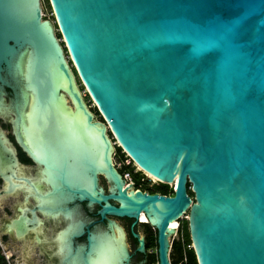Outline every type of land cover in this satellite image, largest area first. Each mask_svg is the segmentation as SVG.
Returning <instances> with one entry per match:
<instances>
[{
    "label": "water",
    "instance_id": "95a60500",
    "mask_svg": "<svg viewBox=\"0 0 264 264\" xmlns=\"http://www.w3.org/2000/svg\"><path fill=\"white\" fill-rule=\"evenodd\" d=\"M48 1L61 38L41 0H0V114L13 115L19 142L20 132L43 166L40 181L52 186L38 203L55 215L63 201L97 203L107 220L70 247L82 229L75 211L65 212L58 253L73 250L69 264H131L123 229L107 216L134 226L146 223L143 214L156 231V264H171L169 223L188 210L197 264H264V0ZM71 67L103 122L87 110ZM107 128L145 174L174 185L171 195L125 183ZM5 160L18 165L0 131V170ZM13 224L22 236V221ZM133 237L143 253V237Z\"/></svg>",
    "mask_w": 264,
    "mask_h": 264
},
{
    "label": "flooded vegetation",
    "instance_id": "af4514ba",
    "mask_svg": "<svg viewBox=\"0 0 264 264\" xmlns=\"http://www.w3.org/2000/svg\"><path fill=\"white\" fill-rule=\"evenodd\" d=\"M61 44L63 45L62 42ZM71 69L73 71V67H71ZM74 75L75 78H77L75 72ZM82 91L84 90H81V94L86 102L87 97ZM12 98V90L4 87L3 99L4 101H8L6 104H9ZM67 98H69V96ZM88 109L93 113L94 120H96V115L98 114L97 107H88ZM1 115H3L5 118H8L7 123L8 126H10L11 132L7 135L2 130L0 131H2L7 137L10 147L14 151V155L16 157L18 165H13L11 160H5L0 170V172H3L5 175L9 176V179H6L5 177L0 175V206L7 198L12 197L14 199V202L11 205L4 208V214L0 215V246L1 243L6 240V238L10 239L12 242L18 241L21 244L22 257L27 264H31V257L29 254L34 247H37L38 253L42 256V263L44 264H69V254L70 251L73 252V250L70 249L68 255H61L57 251V243L55 239L56 235L60 231L64 230L69 223V219L65 217L64 213L73 209L77 217L79 218L77 219L79 220L81 226L79 229H82V234L80 236H78L77 238H70V247L71 241L74 246L76 245V243L79 244L86 241L87 230L98 231L100 229H107V220L101 219V217L99 216L98 211L100 209V205H98L97 203H89L88 201H63V203L59 206L61 209L59 210L58 215L54 214V212H58V210L51 209L53 207L49 206L48 204L41 205L40 203H38V197L40 195H44V193L46 192L48 193L52 189V186L44 181H40L41 169L43 168V166L39 165L24 147L25 143L22 140V135L20 134L19 129H17L19 135L21 136L23 145L19 142L16 135L15 125L12 122L13 115ZM107 133L114 147L112 157L119 159V161L123 163L122 166H117L112 160L113 166H115L116 170L121 174L122 178L125 180L124 175L127 174V172L124 171V166L125 159H128L129 161H127L128 163L126 162L127 164L131 163L130 166H134V168L138 169V171L144 174L145 177L151 180V177H148V175L145 174L126 153L125 154L128 157L124 160L120 159L119 155L117 154L118 144L113 138L109 128H107ZM5 157L9 158V155L6 154ZM29 166H33L31 174L27 172V170L30 169ZM129 177L133 184L126 180L125 183L127 185H130L135 190L140 189L142 191H146L142 188H137L130 174ZM103 180L108 183L107 186H102L105 193H108L111 183L104 177L103 174H99V184H102ZM25 186L29 187L30 190H27ZM146 192L156 193L149 191ZM19 196L20 198L18 199ZM110 202L112 204H117V202L112 200H110ZM6 214H9L8 218L5 217ZM107 217L115 220L122 227L124 240L130 254L131 264H146L148 254L151 252H155L152 251L153 249H149L146 247L147 239L152 232V234L155 236L154 250H156V231L147 222L138 223L134 226H131L133 222L131 218L114 216ZM17 220H21L22 225L25 226V232L20 237L16 235V228L13 224V221ZM145 224H147L151 232L148 230V227ZM133 232L137 233L139 236H142L144 239L145 251L143 253L137 250L139 244L137 238L133 237ZM11 256L12 255L8 254L6 256V259L9 260ZM5 262L7 263L6 260Z\"/></svg>",
    "mask_w": 264,
    "mask_h": 264
},
{
    "label": "trees",
    "instance_id": "16d2710c",
    "mask_svg": "<svg viewBox=\"0 0 264 264\" xmlns=\"http://www.w3.org/2000/svg\"><path fill=\"white\" fill-rule=\"evenodd\" d=\"M117 154L119 155L121 160H124L125 158L128 157L125 154V152L122 150V148L119 146H117ZM124 171L131 175V178L134 181L137 188H142L143 190L149 192H156L164 195H168L173 192L172 187L168 184H164L160 182L158 184H152L150 179L146 178L144 174H142L140 171H134L133 166L125 165ZM188 186L190 185L188 184ZM188 193L191 196L193 195V193L190 190V187L188 188ZM145 225L147 226V224ZM148 230L151 232L149 227ZM181 235H182V240L174 239L172 241L171 250L169 253L171 264H197L196 257L192 247H188V245L191 244V240H190L188 225L186 220L182 221L181 223ZM154 246H155V236L151 232V234L147 239L146 247L149 249H153ZM156 261H157L156 253L155 252L149 253L146 264H154L156 263ZM0 264H7L1 254H0Z\"/></svg>",
    "mask_w": 264,
    "mask_h": 264
},
{
    "label": "rangeland",
    "instance_id": "374dc122",
    "mask_svg": "<svg viewBox=\"0 0 264 264\" xmlns=\"http://www.w3.org/2000/svg\"><path fill=\"white\" fill-rule=\"evenodd\" d=\"M41 9H42V18L48 19L50 21L56 37L61 38L59 35V31H58L57 25L55 23L54 16H53L52 10H51V6H50L48 0H41ZM60 43H61V39H60ZM76 82L78 83L77 84L78 88L80 90H83V87L80 85L79 81H77V78H76ZM96 120L103 122V119L99 114L96 115ZM0 130H2L7 135L11 132V129L8 126V123L6 122L4 116L1 114H0ZM108 137H109V135H108ZM112 156H113V154H112ZM112 160H113L114 164L117 166L123 165V163L120 162L119 159H117V158L112 157ZM127 161H129V160L125 159V165L130 166L131 163L127 164L128 163ZM29 167H30V169H28L27 171H28V173H32V167L33 166H29ZM134 171H138V169L134 168ZM151 183L152 184H158V183H154L152 181H151ZM100 185L104 187V186H107L108 183L103 180L102 184H100ZM19 198H20V196L18 197V199ZM13 202H14V199L12 197L5 199L2 203V205L0 206V215L4 214V208L6 206L11 205ZM6 216H9V214H6L5 217ZM175 226H176V222H173V227L175 228ZM0 241H1V239H0ZM152 251H155L154 248ZM0 252L3 255L4 259L7 261V263H9V264H27L26 261L24 260V258L21 257L22 249H21V244L18 241L12 242L10 239L6 238V240L1 243ZM8 254L12 255L9 260L6 259V256ZM29 255L31 257V263L32 264H44V263H42V256L38 253L37 247H34V251H30ZM154 264H156V263H154Z\"/></svg>",
    "mask_w": 264,
    "mask_h": 264
},
{
    "label": "bare ground",
    "instance_id": "6f19581e",
    "mask_svg": "<svg viewBox=\"0 0 264 264\" xmlns=\"http://www.w3.org/2000/svg\"><path fill=\"white\" fill-rule=\"evenodd\" d=\"M32 65H33V53H32V51H30L29 52V55H28V57H27V59H26V69H25V71H24V78H25V80H27V83H29L30 81H31V78H32ZM60 90H63V89H60ZM64 91V95H65V97L67 98L68 96H69V94L65 91V90H63ZM68 95V96H67ZM66 104L67 105H69L70 107H71V109H72V111L74 112V103H73V101L71 100V98H70V96H69V98H68V100H66ZM87 108V107H86ZM87 110H88V108H87ZM80 119H82V120H84V121H87L86 120V117H85V114H84V112H80ZM98 122V121H97ZM105 126V125H104ZM105 129H106V126H105ZM107 136V135H106ZM108 138V137H107ZM109 140V139H108ZM110 141V140H109ZM110 144H111V146H112V143L110 142ZM36 160V159H35ZM37 162H38V160H36ZM141 169V168H140ZM106 177H107V175L106 174H104ZM148 175V177H151V178H153V179H157V178H155L154 176H152V175H150V174H147ZM132 191V190H131ZM140 219L142 220V221H145V222H147L148 220H147V218L143 215V214H141L140 215ZM173 222H176V226H177V224H178V221L176 220V219H173V220H171L170 221V223H169V228L170 227H173ZM175 226V227H176ZM173 229L175 230V228L173 227ZM170 239V238H169Z\"/></svg>",
    "mask_w": 264,
    "mask_h": 264
},
{
    "label": "built area",
    "instance_id": "2783aa9c",
    "mask_svg": "<svg viewBox=\"0 0 264 264\" xmlns=\"http://www.w3.org/2000/svg\"><path fill=\"white\" fill-rule=\"evenodd\" d=\"M83 93L86 95L87 99H86V105L87 107H94L95 104L94 102L88 97V95L86 94L85 91H83ZM125 177V181H129L131 184H133V182L130 180V177H129V174H125L124 175ZM151 181L154 182V183H157L158 181L156 179H152L151 178ZM171 187H172V191L174 190V185L173 184H169ZM172 194V193H171ZM171 194H168V195H171ZM188 219V210L184 211L183 214L180 216V218L177 220L178 221V224L177 226L175 227V233H173L170 237V242L172 243V241L174 239H181L182 240V235H181V223L182 221L186 220L187 221ZM188 247H192V243L190 245H188Z\"/></svg>",
    "mask_w": 264,
    "mask_h": 264
}]
</instances>
